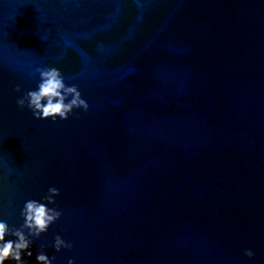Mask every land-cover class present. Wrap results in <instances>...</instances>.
<instances>
[{
    "label": "water",
    "instance_id": "1",
    "mask_svg": "<svg viewBox=\"0 0 264 264\" xmlns=\"http://www.w3.org/2000/svg\"><path fill=\"white\" fill-rule=\"evenodd\" d=\"M46 66L87 112L17 107ZM49 187L29 264H264V0H0V217Z\"/></svg>",
    "mask_w": 264,
    "mask_h": 264
},
{
    "label": "clouds",
    "instance_id": "2",
    "mask_svg": "<svg viewBox=\"0 0 264 264\" xmlns=\"http://www.w3.org/2000/svg\"><path fill=\"white\" fill-rule=\"evenodd\" d=\"M38 83L34 89H29L21 97L17 98L16 105L23 110L27 108L34 119L67 120L75 109L87 112L89 105L82 98L76 85H67L61 71L54 66L37 68ZM20 92L19 86L15 89ZM60 195L56 187H49L47 194L39 199H27L19 209L22 223L19 226L10 225L8 220L0 217V264H29L33 256L32 245L39 240L42 234H46L49 228L60 220L62 212L55 205V197ZM7 237V238H6ZM40 245V251L35 255L36 264H55L56 256L48 255ZM50 247L59 253L62 249L71 250L73 245L56 234ZM244 255L249 259L255 256L252 249H245ZM67 264H76L73 258L67 260Z\"/></svg>",
    "mask_w": 264,
    "mask_h": 264
}]
</instances>
